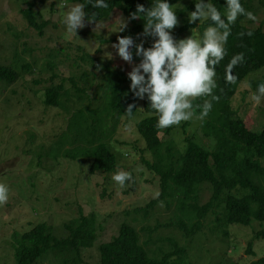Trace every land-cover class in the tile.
<instances>
[{
  "label": "rangeland",
  "instance_id": "374dc122",
  "mask_svg": "<svg viewBox=\"0 0 264 264\" xmlns=\"http://www.w3.org/2000/svg\"><path fill=\"white\" fill-rule=\"evenodd\" d=\"M244 1L248 5V0ZM28 3L33 5L37 23H46L42 35L28 27L19 12ZM189 4L190 1H180L173 5V11L184 10ZM76 5L68 0H0V66H12L20 73L11 85L0 82V184L8 188L7 203L0 205V264H17L15 240L35 225L44 223L54 234L62 235L63 223L90 214L96 221V239L91 248L81 250L85 264H98V246L112 240L124 223L137 231L140 243L151 257L172 252V242L183 248L184 256L181 259L171 256V263L178 260L182 264H250L264 257V240L254 237L255 232L264 230V223L225 226L220 207L199 220L200 230L191 237L176 226L180 213L174 200L170 204L157 202L146 214L135 211L160 192L158 175L143 163H151L152 157L136 130V124L149 116L143 112L140 98H136L135 112L130 118L121 117L115 125L110 118L103 119L97 133L110 135L103 141L116 159L111 173L89 175V159H68L62 155L64 150L84 146L83 143L66 144L57 156L54 149L45 151L66 128L72 113L87 104L91 108L103 106L104 91L98 89L103 82V65L127 77L138 65L124 62L112 48L117 37H123L131 26L119 7L98 22L86 23L75 37L63 21L67 11ZM250 7L256 20L246 17L245 26L251 29L259 26L264 31V0H252ZM191 12L177 16L179 24L171 32L189 23ZM205 19L192 23L198 26ZM121 20L127 27L117 32ZM190 36L201 40L196 27L184 30L177 41ZM131 38L148 48L156 39L137 34ZM108 53L112 58L106 56ZM262 83L264 67L246 76L230 102L234 116L246 119L255 132L264 124V98L257 105L251 97L258 94V85ZM130 84L123 85L126 93H132ZM56 85H61L67 96L61 93L59 107L45 106V89ZM75 89H85V93L78 98ZM203 121L194 116L172 126L169 134L160 132L162 150L170 144L183 152L184 139L190 136L210 148L213 139L203 136ZM260 162L264 166V159ZM121 170L132 175V181L124 188L113 180L114 174ZM211 192L210 185L201 184L196 193L197 204L206 203ZM184 222L189 224L185 217ZM30 264H60V258L46 252Z\"/></svg>",
  "mask_w": 264,
  "mask_h": 264
},
{
  "label": "trees",
  "instance_id": "16d2710c",
  "mask_svg": "<svg viewBox=\"0 0 264 264\" xmlns=\"http://www.w3.org/2000/svg\"><path fill=\"white\" fill-rule=\"evenodd\" d=\"M72 3L85 5V13L88 16L95 14V22L108 17L118 8L129 19L130 28L125 30L123 37H132L134 34L143 35L144 13H136L137 5L145 9L152 7L157 0H106L107 8H93L95 0H68ZM180 1H190L184 9L176 12L182 13L195 10V0H166L170 6ZM163 2V0H162ZM244 9L251 12L252 0H240ZM222 15L226 13V0H210ZM31 3L25 4V8L19 12L26 25L42 35V28L46 23H37ZM133 13L139 17L132 19ZM87 18V17H86ZM246 16H240L231 27V34L224 45L226 55L216 67V83L214 95L218 101H212L211 97H201L193 101L196 116H199L205 100L212 103L211 111L202 120V134L212 138L213 144L208 146L194 141V137L184 139V150L179 152L170 144L162 150L163 142L158 134H169L171 127L161 129L157 127L158 115L150 108V102L145 95L142 101V110L149 116L136 124V130L145 143V149L150 153L152 162L144 161V165L159 177V196L140 209L143 211L152 208L157 202L170 204L176 203V210L180 217L176 226L183 230L186 237H191L200 230V221L213 208L222 209V221L225 226L247 227L253 222L264 223V166L260 160L264 159V124L255 132L249 127L248 121L236 118L231 109V99L238 85L246 76L264 67V31L261 27L251 29L245 26ZM212 25L210 19L203 20L198 26L186 23L176 32H171L175 40L187 28H196L203 38V31ZM251 32L252 35L241 33ZM150 37V36H148ZM135 43V42H134ZM138 44V43H135ZM148 49L147 44H143ZM134 63H140L142 57L135 54V47L131 49ZM243 53L244 62L233 69L232 74L237 77L234 84L226 82V68L232 57ZM20 73L12 66H0V82L13 84L18 80ZM128 77L111 70L107 64L103 65V82L98 89L104 91L105 101L103 106L91 108L88 104L82 109L76 110L69 116L66 128L53 140L52 145L45 149H54L55 156L64 145H74L76 142L84 146L64 150L62 155L68 159L85 157L89 159L88 174L97 172L111 173L116 167L114 154L110 152L107 143L103 140L106 135L98 134L103 119L110 118L114 125L121 117L130 118L134 112L125 114L128 105L134 104V93H126L123 85L130 83ZM61 93L67 96L61 85L49 86L44 91L43 103L49 107H59ZM85 93V89H75L78 98ZM114 125L110 132L114 131ZM174 151V152H173ZM201 184L211 186V196L203 205L197 204V189ZM238 192V193H237ZM185 220L189 221L186 225ZM195 219V221H193ZM63 234L56 235L52 228L40 223L23 233L15 240V257L17 264H30L38 260L44 253L53 252L60 258V264H85L81 257V250L93 246L96 239V221L93 214L80 215L67 223L62 224ZM254 237L264 240V230L254 233ZM173 251L162 254L161 257H151L139 241L137 231L129 224H122L118 234L109 242L98 246V264H182L176 260L171 263V256L181 259L185 251L172 242ZM250 246V245H249ZM247 252H250L249 249ZM191 264V263H187ZM231 264V263H228ZM250 264H264V257L252 261Z\"/></svg>",
  "mask_w": 264,
  "mask_h": 264
},
{
  "label": "clouds",
  "instance_id": "9594fccd",
  "mask_svg": "<svg viewBox=\"0 0 264 264\" xmlns=\"http://www.w3.org/2000/svg\"><path fill=\"white\" fill-rule=\"evenodd\" d=\"M91 6L107 8L108 4L106 0H95ZM84 9L85 5L78 4L65 14L63 23L67 31L75 37L77 30L84 28L86 23H95V14L88 16ZM136 13H144L143 35L156 39L148 49L143 47V42L135 44L131 37H117V43L112 45L124 62L131 64L133 47L136 56L142 57L140 63L128 73L130 90L137 98L143 99L147 96L150 108L158 115L157 127L161 129L179 126L181 122L189 121L194 116L203 120L211 111V101L205 100L199 116H196L195 108L201 106H194L193 101L201 97H211L212 101L219 100V97L213 94L217 87L216 67L227 54L224 45L231 34L230 26L240 16H246L252 21L256 20V16L246 11L240 0H226V15H222L214 4L200 0L195 4V10L189 14V23L207 18L212 21L213 26L205 30L202 40L190 36L177 41L171 35V30L178 26L179 21L173 11V5L170 6L166 0H157L148 9L137 5ZM136 13L132 14V19L139 18ZM126 27V23L122 21L117 32H123ZM240 35L251 36L252 33ZM106 56L112 58L110 53ZM243 62V53L232 57L226 68L227 83H236L237 77L232 72ZM97 68L99 70V66ZM262 98L264 83L258 85V94L251 97L257 105ZM134 107V104L128 105L125 114L130 115ZM113 180L124 188L132 181V175L121 170L114 174ZM7 200L8 188L0 184V205L6 204Z\"/></svg>",
  "mask_w": 264,
  "mask_h": 264
}]
</instances>
